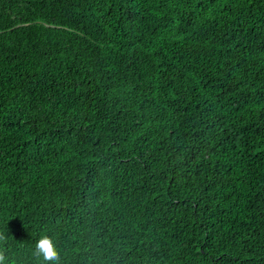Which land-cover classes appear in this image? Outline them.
Listing matches in <instances>:
<instances>
[{
  "label": "trees",
  "instance_id": "trees-1",
  "mask_svg": "<svg viewBox=\"0 0 264 264\" xmlns=\"http://www.w3.org/2000/svg\"><path fill=\"white\" fill-rule=\"evenodd\" d=\"M0 232L9 264H264V0H0Z\"/></svg>",
  "mask_w": 264,
  "mask_h": 264
},
{
  "label": "clouds",
  "instance_id": "clouds-1",
  "mask_svg": "<svg viewBox=\"0 0 264 264\" xmlns=\"http://www.w3.org/2000/svg\"><path fill=\"white\" fill-rule=\"evenodd\" d=\"M0 243L5 246L7 244V236L4 232H0ZM33 254L40 264H59L58 253L48 238H41L36 243ZM0 264H9V258L2 251H0Z\"/></svg>",
  "mask_w": 264,
  "mask_h": 264
}]
</instances>
